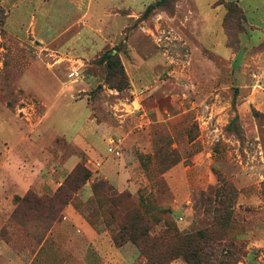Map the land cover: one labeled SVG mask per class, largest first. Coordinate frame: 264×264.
Segmentation results:
<instances>
[{
	"label": "rangeland",
	"instance_id": "1",
	"mask_svg": "<svg viewBox=\"0 0 264 264\" xmlns=\"http://www.w3.org/2000/svg\"><path fill=\"white\" fill-rule=\"evenodd\" d=\"M63 1L0 0V264H264V40L229 54L250 31L244 12L206 10L192 56L178 0ZM244 83L260 100L248 120ZM93 117L126 132L102 136L105 153L81 141ZM108 156L136 190L93 166ZM24 167L35 183L20 194ZM142 190L155 218L144 252L129 236Z\"/></svg>",
	"mask_w": 264,
	"mask_h": 264
},
{
	"label": "crops",
	"instance_id": "2",
	"mask_svg": "<svg viewBox=\"0 0 264 264\" xmlns=\"http://www.w3.org/2000/svg\"><path fill=\"white\" fill-rule=\"evenodd\" d=\"M66 1L67 0H64L63 2ZM73 1L74 6L76 7H80L82 4L81 0ZM211 1L212 0H206V2L201 3L202 0H178L176 4V14L171 17L172 24L176 25L175 29L179 35L180 33H183V30L181 29V26L179 24L186 23L185 29L187 31V37L189 39H192V43L194 45V47H192L191 49L192 56L196 55L197 53H201L200 48H198L199 40L197 37L199 35L201 25L206 24L211 17L210 13L206 12V10L217 6H221L225 10L223 0H214L213 2ZM220 1L222 3H220ZM225 2H233L242 9L245 15L246 23L250 28L249 32L240 36V52L237 53V51L235 52L234 50H230L229 52V54L235 59L238 56H245V54L243 55V53L250 50L255 45L256 40H264V0H225ZM182 15L184 17L186 16L185 18L187 19L183 20ZM220 31L225 36V40L223 41V47L228 49L226 41V32L222 25ZM241 70L243 71V68ZM263 84L264 83H262L261 86ZM240 88L242 90V95L238 97L239 114L242 119L248 120L249 117H251V104L257 105L259 104L260 100L259 97L256 96L255 88L253 87L252 83L241 84ZM246 88L248 89V91L245 95ZM135 111L136 109L133 108L132 112ZM121 116L125 115L123 114ZM141 116L143 117V114ZM87 120L89 122H84L80 130L82 132V134H80L82 143L86 144L90 148L93 147L92 145L97 144L102 147L100 148L103 149L104 153L106 152V147L104 149V146H106L107 144L102 136H107L115 131L119 133H126L124 132V127L122 125L110 128L109 125L105 122H99L97 117H93L91 119L87 118ZM86 134L91 140L90 144L84 142L86 141V139L83 136ZM108 149L109 152H111L112 154H119L117 150L110 145ZM94 165L96 166V168H99L104 178L116 188L120 190L125 188H129L131 191L136 190V184L134 183V181H132L131 167L127 165V162L124 158H115L110 156H108L107 158L102 157L101 161L94 163L93 166ZM31 173L32 171L29 169V167H24V171L16 172V177H14L13 182L16 183L15 186L18 188L20 194L34 185L35 182L34 178L31 176ZM67 210L70 212L69 206L65 209V211ZM73 214L78 226L82 227L85 230L88 236V241H94L97 237L96 231L90 225L86 224L80 215H78L77 213Z\"/></svg>",
	"mask_w": 264,
	"mask_h": 264
},
{
	"label": "trees",
	"instance_id": "3",
	"mask_svg": "<svg viewBox=\"0 0 264 264\" xmlns=\"http://www.w3.org/2000/svg\"><path fill=\"white\" fill-rule=\"evenodd\" d=\"M219 1V0H218ZM220 3H222L220 1ZM232 4L234 6H236V8H239V10L242 11V9L235 3L231 2L229 3V5ZM230 9L227 7V14L230 13ZM243 12V11H242ZM255 114V111H254ZM238 117V116H237ZM88 178H86L87 180ZM82 183H85V181H83ZM81 187V183L76 184L75 189ZM141 191V189H140ZM69 197H71L70 195H68V199L66 200V202L70 199ZM123 198H130V193H122L120 195H117L115 197L114 196H110L109 202L110 204H112L113 206L118 205V200ZM150 198V193L146 192L145 190H142V192L140 193V198H139V205L137 207V209L135 210V208H131L132 211H136L133 215H132V221H131V226L129 227V236L131 238V240L136 243L139 247V249L141 251H145V246L148 244L149 240L152 238L151 234H150V227L147 225V221L150 220H154V219H148L147 221L145 220L144 215L140 214L139 211H149L148 209V199ZM126 211H131L126 209ZM153 222V221H152ZM127 229V228H126Z\"/></svg>",
	"mask_w": 264,
	"mask_h": 264
}]
</instances>
